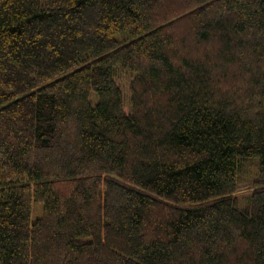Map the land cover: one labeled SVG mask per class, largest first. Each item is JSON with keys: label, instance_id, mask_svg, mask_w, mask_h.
Masks as SVG:
<instances>
[{"label": "trees", "instance_id": "obj_1", "mask_svg": "<svg viewBox=\"0 0 264 264\" xmlns=\"http://www.w3.org/2000/svg\"><path fill=\"white\" fill-rule=\"evenodd\" d=\"M0 264H264V0H0Z\"/></svg>", "mask_w": 264, "mask_h": 264}, {"label": "rangeland", "instance_id": "obj_2", "mask_svg": "<svg viewBox=\"0 0 264 264\" xmlns=\"http://www.w3.org/2000/svg\"><path fill=\"white\" fill-rule=\"evenodd\" d=\"M119 85L122 88V92H123V96L125 99V112L128 113V93H127V86H128V80H127V76L126 75H120V78L118 80ZM253 162H247L246 163V170L250 171L253 169ZM253 190V188L251 187L250 184L247 185H243L241 187L238 188L235 196H246L248 195L251 191ZM42 210L41 205H37L36 209H35V215L36 214H40Z\"/></svg>", "mask_w": 264, "mask_h": 264}]
</instances>
